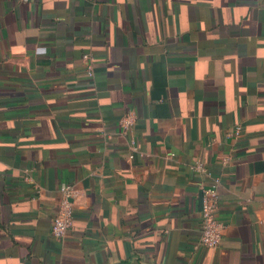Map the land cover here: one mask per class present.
Instances as JSON below:
<instances>
[{
	"label": "crops",
	"instance_id": "0c3cea01",
	"mask_svg": "<svg viewBox=\"0 0 264 264\" xmlns=\"http://www.w3.org/2000/svg\"><path fill=\"white\" fill-rule=\"evenodd\" d=\"M115 262L264 264V0H0V264Z\"/></svg>",
	"mask_w": 264,
	"mask_h": 264
},
{
	"label": "built area",
	"instance_id": "2783aa9c",
	"mask_svg": "<svg viewBox=\"0 0 264 264\" xmlns=\"http://www.w3.org/2000/svg\"><path fill=\"white\" fill-rule=\"evenodd\" d=\"M86 61V71L89 76L94 75L95 57L90 53L84 54ZM135 114L132 112L126 113L120 121V130L122 133L130 136V157L133 158L136 152H139V145L133 136L135 125ZM241 127L235 128V133L240 134ZM192 168L204 173L211 178L210 183L202 186V208H201V235L200 244L206 247H217L222 240L223 223L217 216L219 208V191L220 177L212 176L211 172L203 162L195 163ZM61 201L57 214L55 215L51 231L56 237H64L68 230L74 225V205L72 197L75 195V189L69 184L64 183L61 186Z\"/></svg>",
	"mask_w": 264,
	"mask_h": 264
},
{
	"label": "water",
	"instance_id": "95a60500",
	"mask_svg": "<svg viewBox=\"0 0 264 264\" xmlns=\"http://www.w3.org/2000/svg\"><path fill=\"white\" fill-rule=\"evenodd\" d=\"M113 264H134V263H128V262H115Z\"/></svg>",
	"mask_w": 264,
	"mask_h": 264
}]
</instances>
